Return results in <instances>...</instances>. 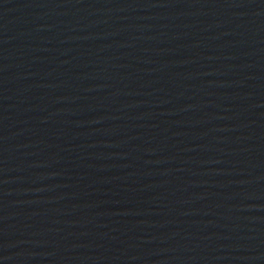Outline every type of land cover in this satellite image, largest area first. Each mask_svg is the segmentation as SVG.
I'll list each match as a JSON object with an SVG mask.
<instances>
[{
    "label": "water",
    "instance_id": "1",
    "mask_svg": "<svg viewBox=\"0 0 264 264\" xmlns=\"http://www.w3.org/2000/svg\"><path fill=\"white\" fill-rule=\"evenodd\" d=\"M264 0H0V264H117Z\"/></svg>",
    "mask_w": 264,
    "mask_h": 264
}]
</instances>
